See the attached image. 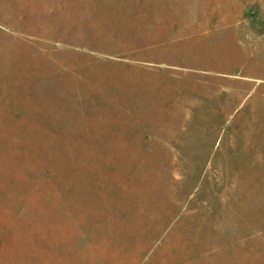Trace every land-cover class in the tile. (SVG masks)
I'll return each mask as SVG.
<instances>
[{
  "label": "rangeland",
  "instance_id": "obj_1",
  "mask_svg": "<svg viewBox=\"0 0 264 264\" xmlns=\"http://www.w3.org/2000/svg\"><path fill=\"white\" fill-rule=\"evenodd\" d=\"M0 264H264V0H0Z\"/></svg>",
  "mask_w": 264,
  "mask_h": 264
},
{
  "label": "crops",
  "instance_id": "obj_2",
  "mask_svg": "<svg viewBox=\"0 0 264 264\" xmlns=\"http://www.w3.org/2000/svg\"><path fill=\"white\" fill-rule=\"evenodd\" d=\"M213 151H214V149H213Z\"/></svg>",
  "mask_w": 264,
  "mask_h": 264
}]
</instances>
